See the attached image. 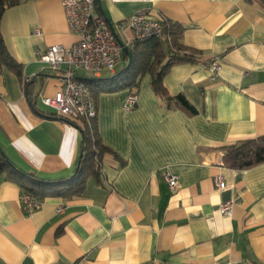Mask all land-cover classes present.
<instances>
[{"label": "crops", "instance_id": "0c3cea01", "mask_svg": "<svg viewBox=\"0 0 264 264\" xmlns=\"http://www.w3.org/2000/svg\"><path fill=\"white\" fill-rule=\"evenodd\" d=\"M95 3L112 27L144 12L182 28L180 45L196 55L172 66L162 85L169 96H183L196 114L168 108L149 75L134 91L96 95L97 133L117 159L102 158L101 177L88 178L81 196L47 197L30 214L19 203V186L2 175L0 264H264V163L246 170L222 165L227 147L264 136V2ZM0 34L22 67L20 79L0 66V151L36 179L70 177L81 129L43 105L58 89L60 74L47 70L37 55L76 41L61 0L21 1L4 11ZM213 61L220 67L214 81ZM128 64L123 53L113 74L77 77L110 78ZM130 94L136 105L126 111ZM164 170L177 178L175 192ZM217 176L223 190L215 186ZM226 202L230 214L220 210Z\"/></svg>", "mask_w": 264, "mask_h": 264}, {"label": "trees", "instance_id": "16d2710c", "mask_svg": "<svg viewBox=\"0 0 264 264\" xmlns=\"http://www.w3.org/2000/svg\"><path fill=\"white\" fill-rule=\"evenodd\" d=\"M26 0H0V21L5 10L17 6ZM264 2V0H259ZM182 28L166 22L161 39H152L131 47L132 62L110 78L88 79L83 83L89 88L92 96L100 93L134 91L145 75L151 78L150 85L154 94L165 101L166 106H177L190 115L196 110L181 96L171 97L162 85V78L174 65L193 62L196 53L185 49L179 43ZM0 66L10 69L18 78H22V67L9 56L0 34ZM30 84L28 85V87ZM79 158L70 177L43 181L33 175L25 174L12 166L0 151V177L16 183L20 190L39 200L47 197L73 198L83 193L86 181L90 177L97 180L101 177V163L105 155L117 156L100 140L95 119L89 124L83 122ZM264 163V136L245 140L229 146L224 150L222 165L232 170H246Z\"/></svg>", "mask_w": 264, "mask_h": 264}, {"label": "built area", "instance_id": "2783aa9c", "mask_svg": "<svg viewBox=\"0 0 264 264\" xmlns=\"http://www.w3.org/2000/svg\"><path fill=\"white\" fill-rule=\"evenodd\" d=\"M61 6L68 30L76 41L68 48L54 45L37 53L38 61L47 70L60 74L58 89L53 96L43 98L42 103L52 116L83 130V122L89 124L96 118V105L89 88L78 80L77 74L84 72L92 78H99L104 72L113 74L123 58L121 45L129 47L132 43L161 39L165 21L138 12L112 27L98 12L95 0H61ZM128 32L131 37L127 35ZM219 69L217 61L210 64L212 81L217 78ZM135 105L136 96L130 94L123 108L131 111ZM162 176L171 192H175L178 189L177 178L167 170L162 172ZM214 181L218 190L225 188L220 176L215 177ZM19 203L25 214H30L41 205L40 200L25 193L20 195ZM231 208V203L226 202L220 210L230 214ZM61 211L59 209L57 213Z\"/></svg>", "mask_w": 264, "mask_h": 264}, {"label": "water", "instance_id": "95a60500", "mask_svg": "<svg viewBox=\"0 0 264 264\" xmlns=\"http://www.w3.org/2000/svg\"><path fill=\"white\" fill-rule=\"evenodd\" d=\"M107 23L109 24V22H107ZM121 47H122V52L128 57L129 64H130L131 61H132V53H131V51L128 48H126L125 46H123V45H121Z\"/></svg>", "mask_w": 264, "mask_h": 264}, {"label": "rangeland", "instance_id": "374dc122", "mask_svg": "<svg viewBox=\"0 0 264 264\" xmlns=\"http://www.w3.org/2000/svg\"><path fill=\"white\" fill-rule=\"evenodd\" d=\"M120 67H121V66H117L116 70H118ZM103 74H104V75H110V73H108V72H104ZM87 76H88V75H87Z\"/></svg>", "mask_w": 264, "mask_h": 264}]
</instances>
